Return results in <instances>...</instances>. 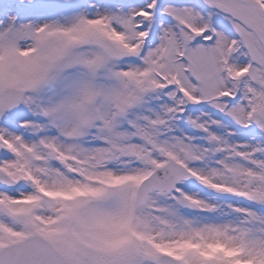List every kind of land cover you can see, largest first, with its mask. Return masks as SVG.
I'll use <instances>...</instances> for the list:
<instances>
[{
    "label": "snow or ice",
    "instance_id": "obj_1",
    "mask_svg": "<svg viewBox=\"0 0 264 264\" xmlns=\"http://www.w3.org/2000/svg\"><path fill=\"white\" fill-rule=\"evenodd\" d=\"M0 264H264V0H0Z\"/></svg>",
    "mask_w": 264,
    "mask_h": 264
}]
</instances>
